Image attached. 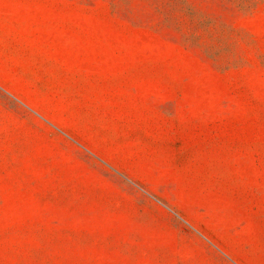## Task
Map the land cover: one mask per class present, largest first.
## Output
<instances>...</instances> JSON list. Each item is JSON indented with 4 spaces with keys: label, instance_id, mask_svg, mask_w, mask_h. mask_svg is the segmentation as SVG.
<instances>
[{
    "label": "rangeland",
    "instance_id": "374dc122",
    "mask_svg": "<svg viewBox=\"0 0 264 264\" xmlns=\"http://www.w3.org/2000/svg\"><path fill=\"white\" fill-rule=\"evenodd\" d=\"M0 264H264V0H0Z\"/></svg>",
    "mask_w": 264,
    "mask_h": 264
}]
</instances>
